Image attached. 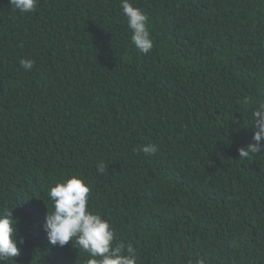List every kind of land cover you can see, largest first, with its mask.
<instances>
[{
  "label": "trees",
  "instance_id": "obj_1",
  "mask_svg": "<svg viewBox=\"0 0 264 264\" xmlns=\"http://www.w3.org/2000/svg\"><path fill=\"white\" fill-rule=\"evenodd\" d=\"M129 2L148 18L146 54L121 0L24 14L0 0V215L19 249L3 264L89 259L42 227L50 186L71 176L136 264H264V147L238 152L264 102V0Z\"/></svg>",
  "mask_w": 264,
  "mask_h": 264
},
{
  "label": "clouds",
  "instance_id": "obj_2",
  "mask_svg": "<svg viewBox=\"0 0 264 264\" xmlns=\"http://www.w3.org/2000/svg\"><path fill=\"white\" fill-rule=\"evenodd\" d=\"M9 5L21 14L35 10L37 0H8ZM121 11L126 17L127 26L131 30V43L141 53H148L153 42L147 27V16L139 8L134 7L129 0H121ZM25 71L34 66L31 59L19 61ZM255 131L253 143L238 149L239 157L247 158L257 154L264 145V102L258 104L252 112ZM154 145L142 146L139 151L145 155L156 152ZM97 173H104L106 165L100 162L96 166ZM90 187L79 177L65 178L48 190L51 211L47 210L43 230L49 244L63 247L72 242V246L88 253L85 264H136L135 249L124 243L113 244L114 232L109 222L99 213L88 210ZM15 221L10 218V211L0 215V264L6 259H12L19 254Z\"/></svg>",
  "mask_w": 264,
  "mask_h": 264
}]
</instances>
